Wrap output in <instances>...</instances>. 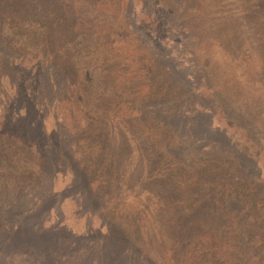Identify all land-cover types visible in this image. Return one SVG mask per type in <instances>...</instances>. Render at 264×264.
<instances>
[{"label": "rangeland", "instance_id": "1", "mask_svg": "<svg viewBox=\"0 0 264 264\" xmlns=\"http://www.w3.org/2000/svg\"><path fill=\"white\" fill-rule=\"evenodd\" d=\"M0 264H264V0H0Z\"/></svg>", "mask_w": 264, "mask_h": 264}, {"label": "trees", "instance_id": "2", "mask_svg": "<svg viewBox=\"0 0 264 264\" xmlns=\"http://www.w3.org/2000/svg\"><path fill=\"white\" fill-rule=\"evenodd\" d=\"M13 29H14L13 26H6V24H5V27L3 28L4 32H6V33L13 31L16 34V36L13 38V41L24 42L29 46L37 47V44L31 38H28L26 36L18 37L17 32H15ZM71 56H72L73 62L76 65L87 67V68L91 69L90 86H91V94L94 97H97L100 94H106V93H108V91H110V87L106 86L105 82L102 79V71L103 70H101L99 68V66H97V64L90 57V54L88 53V51H86V45L85 44L79 42L78 49ZM189 92H193V93L195 92V89L193 87H191L190 84L188 87V94H190ZM245 125H246L247 129L248 128L253 129L254 127H256L253 123L252 124L247 123ZM226 129H228V128H226ZM249 129H248V131H249ZM238 139H240V138H238ZM245 139L247 140V138H245ZM244 143H245V141H244Z\"/></svg>", "mask_w": 264, "mask_h": 264}]
</instances>
